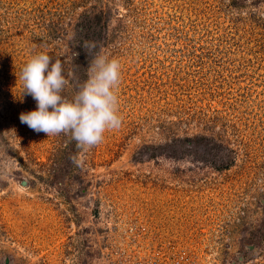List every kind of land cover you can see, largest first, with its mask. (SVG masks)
I'll return each instance as SVG.
<instances>
[{
	"label": "rangeland",
	"instance_id": "obj_1",
	"mask_svg": "<svg viewBox=\"0 0 264 264\" xmlns=\"http://www.w3.org/2000/svg\"><path fill=\"white\" fill-rule=\"evenodd\" d=\"M85 41L122 67V124L87 152L22 124L17 82L45 52L71 98ZM153 251L264 264V0H0V264Z\"/></svg>",
	"mask_w": 264,
	"mask_h": 264
},
{
	"label": "clouds",
	"instance_id": "obj_2",
	"mask_svg": "<svg viewBox=\"0 0 264 264\" xmlns=\"http://www.w3.org/2000/svg\"><path fill=\"white\" fill-rule=\"evenodd\" d=\"M83 47L91 61L87 78L71 98L64 94L69 81L61 61L45 52H35L25 61L17 82L22 95L36 102L35 109L20 113V122L45 137L69 135L87 152L122 124L118 95L122 67L117 58L97 52L94 42L85 41Z\"/></svg>",
	"mask_w": 264,
	"mask_h": 264
},
{
	"label": "built area",
	"instance_id": "obj_3",
	"mask_svg": "<svg viewBox=\"0 0 264 264\" xmlns=\"http://www.w3.org/2000/svg\"><path fill=\"white\" fill-rule=\"evenodd\" d=\"M111 264H167L159 251L150 252L148 255H117ZM185 264H199L194 257L187 258Z\"/></svg>",
	"mask_w": 264,
	"mask_h": 264
},
{
	"label": "trees",
	"instance_id": "obj_4",
	"mask_svg": "<svg viewBox=\"0 0 264 264\" xmlns=\"http://www.w3.org/2000/svg\"><path fill=\"white\" fill-rule=\"evenodd\" d=\"M107 15H108V13L106 14V11L104 13L102 11L95 12L94 13V21H95V23L101 21L102 18H107ZM82 46L83 45H81V47L79 46V49H78L79 52H78V55H77V57L75 59V62L79 63L82 66L83 65L85 66L88 63V60H89L90 56L86 55V52L83 51ZM85 67H87V65Z\"/></svg>",
	"mask_w": 264,
	"mask_h": 264
}]
</instances>
